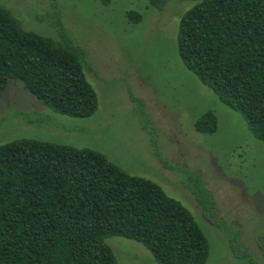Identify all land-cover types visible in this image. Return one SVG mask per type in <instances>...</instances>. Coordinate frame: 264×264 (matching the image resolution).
Masks as SVG:
<instances>
[{
  "label": "trees",
  "instance_id": "trees-1",
  "mask_svg": "<svg viewBox=\"0 0 264 264\" xmlns=\"http://www.w3.org/2000/svg\"><path fill=\"white\" fill-rule=\"evenodd\" d=\"M57 22L53 36L27 30L0 4V95L17 80L53 111L89 117L99 97L87 54ZM178 48L185 66L264 141V0H198L181 18ZM195 126L213 133L218 117L207 111ZM191 190L206 211L216 207L203 181ZM113 236L141 242L159 264H205L211 251L182 201L102 152L31 137L0 144V264H117L106 241Z\"/></svg>",
  "mask_w": 264,
  "mask_h": 264
},
{
  "label": "rangeland",
  "instance_id": "rangeland-1",
  "mask_svg": "<svg viewBox=\"0 0 264 264\" xmlns=\"http://www.w3.org/2000/svg\"><path fill=\"white\" fill-rule=\"evenodd\" d=\"M164 1L159 8L149 0H0L27 30L53 36L62 20L87 54L85 71L99 97L93 115L70 117L10 80L0 95V144L31 137L96 149L195 214L211 245L205 264L249 257L264 264V141L181 59L180 21L198 0ZM129 10L142 20L130 22ZM207 111L218 117L213 133L195 126ZM198 179L214 196L211 211L191 190ZM106 241L117 264H159L141 242Z\"/></svg>",
  "mask_w": 264,
  "mask_h": 264
}]
</instances>
